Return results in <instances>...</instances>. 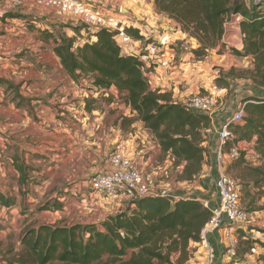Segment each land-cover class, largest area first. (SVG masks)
<instances>
[{
    "label": "trees",
    "instance_id": "obj_1",
    "mask_svg": "<svg viewBox=\"0 0 264 264\" xmlns=\"http://www.w3.org/2000/svg\"><path fill=\"white\" fill-rule=\"evenodd\" d=\"M244 4L245 0H154L158 14L175 21L183 33L199 43L193 52L197 58L217 50L225 23L233 15H241L244 18L241 23L243 48L234 53L250 60L252 67L240 71L238 77L264 90V11L250 12ZM128 33L141 39L136 29ZM43 34L54 39V53L77 85L85 89L83 83L87 82L93 90L119 92L118 99H123L130 107L132 119L143 123L163 155L170 156L175 166L182 168L183 182L192 183L202 175L211 126L208 116L194 113L173 103L167 95L152 90L139 60L123 53L114 35L106 30L95 34V42L82 46L76 44L75 38H54L49 31ZM234 73L232 69L227 75L230 78ZM0 83L13 87L2 78ZM104 99L108 103L117 100L114 96ZM244 105L246 117L243 124L237 126V141L253 143L260 164H249L246 151H242L229 171L242 173L239 185L250 193L251 186L264 188V99L248 97ZM13 166L21 181L28 179L30 167L23 160L14 159ZM257 201L251 202L249 214L264 210L254 207ZM0 205L10 209L15 201L0 192ZM128 207L99 224L43 225L28 229L22 236L21 252H13V256L4 261L8 264H186L192 256L191 243L200 241L201 232L212 216L196 199L149 197ZM40 208L56 212L62 211L64 204L55 201L53 206L47 203ZM238 241L236 258L232 259L237 263L251 255L256 245L264 249V241L247 236L243 230L239 231ZM175 256L179 258L175 260Z\"/></svg>",
    "mask_w": 264,
    "mask_h": 264
},
{
    "label": "crops",
    "instance_id": "obj_2",
    "mask_svg": "<svg viewBox=\"0 0 264 264\" xmlns=\"http://www.w3.org/2000/svg\"><path fill=\"white\" fill-rule=\"evenodd\" d=\"M87 1L114 11L119 8H121V12L122 9L126 10L127 12H125L127 14L124 15L134 21V29L141 28L145 22H150L153 26L167 29L173 41L188 44V47L190 46L192 51L199 47V43L183 33L180 26L175 21L156 12L154 0H129L127 9L122 8L123 5L117 7V3L114 2L118 0ZM1 5L0 32L2 31L3 34L0 36V52L2 51L3 53L0 54L4 58L0 57L2 61L0 62V78L15 80L16 86L18 87V96L24 100H32V108L35 110L38 117L40 116V118L45 121H52L50 123L54 125L53 131L55 135L53 136L51 134V142L48 143V145L58 148L62 145L66 147V149L64 150L65 153L61 156L44 154V152L49 149H44L46 146L42 141L45 136L43 129L31 123L30 117L25 110L22 108V110L15 109L14 104H11V102L7 100L8 98L4 93L3 86L0 85V158L3 157V162L0 161V179L7 178V175L12 173V171L18 174L13 166V160L21 159L26 165L38 169V177L44 174L46 175L47 181L42 182V187L36 190L35 196L48 197L50 195L49 191L56 190L57 187L61 189L60 186H62L64 182L82 180V178L84 179L85 177V173H91L89 175L93 176L95 174L109 172L111 167L107 163V157L110 152L120 140L132 139V141H134L133 148L135 151L145 153V160L142 161V170L144 173L155 179L159 189H163V184L165 187H169V181L163 180V177L168 174L166 170L163 169V161H160V157L163 156V153L157 141L154 139V136L144 128L141 122L131 124L130 128L122 126V120L125 118H132L130 108L123 103H108L106 100H103L102 96L95 93L87 82L83 83L85 89L77 85L66 74L60 59L55 55L53 50L54 42H49L51 44L47 46L43 44V38L41 37L43 34L40 33L39 35L38 31L43 32L44 30H48L54 35L57 29L68 23L67 19L54 10L38 7L32 3H27L21 8L16 9L18 11L7 9V12L2 11L5 8H2ZM244 5L246 10L251 12L250 0H245ZM1 12H3L4 15L1 14ZM37 19L45 22L44 28ZM158 23L160 24L158 25ZM28 32L35 37L34 40L28 37ZM74 33L75 31L72 30L68 38H73L72 35H75ZM240 43L241 48H243L242 42ZM23 48L29 50V59L20 58L19 61L16 60L13 63L7 61V52L14 53ZM185 57L186 60L190 58L189 56ZM219 57L222 59L220 60V65L225 69L223 70L224 72H226L228 68L231 69L236 67L237 64L235 65V62L237 61L231 59V57L225 54ZM244 61H246L247 64L251 63L250 60L245 59ZM7 62L9 63L7 64ZM209 63H215L214 55L209 57ZM9 68L11 70H8ZM194 68L195 66H187V72L183 77H179L178 81L180 88L179 90L177 89L175 94L170 98L173 100V103L178 104L174 100L177 101L178 98V100L182 102L186 96L197 94L200 90L202 84H199L202 78H200L197 73H194L198 71ZM18 69H22L20 73H18L19 78L16 77L15 79L8 76L11 75V73L12 76H16ZM154 80L156 88H160L165 94L169 92L170 85L167 80H163L162 72L154 75ZM202 83H204V81ZM184 84L186 86L183 90L181 88H184ZM43 102L56 105L62 113L58 114L54 109V111H52L50 107L41 106ZM77 103H79V106H77ZM39 109H41L40 112ZM65 114H67L66 119L61 118V116L63 117ZM14 117L19 118L18 123L13 120ZM75 121L85 123L84 129H87L91 135L90 137H83V141L87 146L83 152V149L80 150L79 153H81V157L75 156L76 150L73 145L76 143L75 138L81 131L80 128L73 124ZM16 132H19V136H10ZM78 145L82 146L80 144ZM14 146H16V148ZM248 153V160L259 165L260 163L255 157V152L250 151ZM40 154L43 155V158H39L38 156L34 157ZM250 155L252 156L251 159ZM209 156L212 165L209 168L205 166L201 179L192 183L184 182L181 185L185 187L184 184H186L188 187L196 190L201 188L204 191V195H201L211 200L213 204L214 195L211 187L213 185V180L211 177H213L215 172V159L214 155L211 154ZM5 157H9V159L7 160ZM47 158H49L50 161H48ZM76 161L86 163L87 167L83 173H76L73 169L71 170V167ZM48 162L57 163V165L52 167L49 171L47 170L48 167L44 166V164ZM167 163H172L169 158H167L164 165L166 166ZM201 180H203L204 186H201ZM77 187L78 186H74L70 193L74 197L81 199L80 208H83L82 212L86 214L85 211H91L94 208H101L104 206L102 202L98 201L102 199H98V197L90 193L88 182H84L83 185V188L86 189L85 192H80V190H77ZM65 192L68 193V190H65ZM2 194L7 197L4 192H2ZM52 194L53 199L56 198L58 201L65 200L64 197H60L57 193L52 192ZM6 213V208H4L0 215L5 217ZM56 213L58 212L56 211ZM250 232H254V230H250ZM261 235L264 236V234ZM190 248H194V245L191 244ZM258 250L259 249H257V252L255 250L253 254L248 255L241 263L232 261V259L227 256H222L223 251L220 250L221 254L218 253L217 260L219 264H264L262 261L258 260L259 254L264 256V249ZM177 259L178 257L175 258V260Z\"/></svg>",
    "mask_w": 264,
    "mask_h": 264
},
{
    "label": "built area",
    "instance_id": "obj_3",
    "mask_svg": "<svg viewBox=\"0 0 264 264\" xmlns=\"http://www.w3.org/2000/svg\"><path fill=\"white\" fill-rule=\"evenodd\" d=\"M0 1L3 7L9 10H16L27 3H32L38 7L54 10L76 23L85 24L93 29L95 34L100 30L112 33L122 52L139 60L143 71L147 73L151 89L160 94L164 91L155 87L154 75L162 72L163 80H167L170 85V92L175 94L180 88L179 75L187 72V66H195L196 69L200 67L198 64L203 62L198 63L201 61L200 58L196 59L189 51L191 48H188V44L173 41L167 29L153 26L150 22H145L141 28H136L141 39H135L128 33V30L134 29V21L125 16L121 8L114 11L87 0ZM250 2L251 12L264 11V0H250ZM243 20L244 18L237 14L225 23L221 44L226 48L233 47L239 50L232 44L231 39L235 38L238 32L242 42ZM92 40L94 41L95 38L93 37ZM185 56L190 58L186 60ZM204 83L197 94L186 96L181 105L194 113L208 116L211 120L205 147L210 155H214L217 172L213 182L215 187L213 204L211 200L200 194H173L164 184L163 189H159L155 179L142 170L145 153L135 151L132 139L120 140L107 157L110 171L95 174L89 182L90 193L98 199L107 198L114 201L122 198L129 201V205L149 197L196 199L203 203L212 212V216L201 232L200 241L194 243V249H197L194 258L186 264H219L217 255L221 254V251H223L222 256L236 258L239 238L237 232L246 231L253 221V217L242 207L239 184L229 173L230 167L240 159L242 152L241 148L233 143L235 136L232 126L245 119V105L235 111H229L223 102L226 91L214 83L209 86ZM94 91L104 98L114 96L117 99L114 102L122 103L118 99L120 94L116 89ZM216 115H221V128L216 126ZM201 249L204 250L203 253H200Z\"/></svg>",
    "mask_w": 264,
    "mask_h": 264
},
{
    "label": "rangeland",
    "instance_id": "obj_4",
    "mask_svg": "<svg viewBox=\"0 0 264 264\" xmlns=\"http://www.w3.org/2000/svg\"><path fill=\"white\" fill-rule=\"evenodd\" d=\"M128 2L129 0H122V1L118 0L117 2H114V3H117V7H119V5L120 6L123 5L122 8L127 9L129 5ZM1 7L3 8V5H1ZM2 11L7 12V9L6 10L4 9ZM122 13L127 14L123 9H122ZM1 14L4 15L3 12H1ZM66 19L68 23L64 25L63 27L61 26L59 29L56 30V32L54 33V38H61L62 36L68 37V35H71L72 30H75L79 32H77V34L74 33L75 35H72V36L73 38H75L76 44L78 46H82L83 44L88 43V42L90 43L95 42L92 40V38L95 37V33L93 32V29L89 28L85 24L76 23L70 18H66ZM38 22L43 28L45 27L44 21L38 20ZM44 31H48V30H44ZM40 33L43 34V32L38 31L39 35ZM2 34L3 32L1 31L0 36H2ZM28 37H30L33 40L35 39V37H33L30 33ZM41 37L43 38V44H45L46 46L51 44L54 40L53 38H47V36L44 34ZM231 40H232V44L237 46L239 50L242 49L241 43H240V34L238 32H237V36H235V38L233 37ZM188 48H190V46ZM237 50L238 49L233 48V47H230L228 49L226 48V46L220 44L217 50L209 51L205 57L200 58L201 61H198V63L202 61L203 62L201 64H198L200 67L196 68V70H198L197 72H194V73H197L200 78H202L200 81L201 83L199 85H201L202 82L205 80L204 84H207V86H209L211 83H214L219 88L226 91L224 93L225 98L223 99V102H225L224 105H227V108L229 111H235L239 109L240 107L244 106V100L248 97L264 99V90L257 88L249 80H242L238 77L240 75V71L248 70L252 66H251V63L247 64V62L244 61L245 60L244 58H240L234 53V51H237ZM189 51H191L192 53L194 52L191 49ZM28 52L29 50L27 48H23L22 50L14 52V53L7 52V61H9L10 63L11 62L13 63L16 60L19 61L20 58L29 59L30 54H28ZM0 53H3V52L1 51ZM224 54L227 55L228 57H231V59L237 61L235 62V65L237 64L236 67H233L231 69L228 68L226 72L223 71L225 69L222 68V65H220L221 64L220 60L222 59H220L219 57L222 55L224 56ZM212 55L215 56V63L210 64L209 57ZM0 57L4 58L1 54H0ZM196 59H199V58L196 57ZM0 62L2 61L0 60ZM9 62H7V64ZM232 69H235V73L232 77L229 78L227 74ZM8 70H11V69L9 68ZM21 70L22 69H18V71L16 72L17 73L16 76H12V73L11 75H8V76H10V78H15V79L16 77L19 78L18 73H20ZM183 76L184 74L179 75V77H183ZM8 81L12 83L13 87H9L8 85H5V84L3 85L0 83V85L3 86L4 93L6 94L8 98L7 100L11 102V104H14L16 110H22V109L25 110L30 117L31 123L35 124L38 127H41L44 131L45 136L42 139L43 144H45L46 146V148L44 147V149H49V150H46L44 154H47V155L50 154L51 156L63 155L65 153L64 150L66 149V147H63L61 145L58 148L56 146L50 147L48 145V143L51 142L50 140L51 134L53 136L55 135L53 131L54 125L50 123L52 121L51 120L45 121L44 119H41L40 116L38 117L37 113H35V110H33L32 108V100H24L20 98L18 96V87L16 86L15 80L13 81L12 79H9ZM185 86L186 85L184 84V88L182 87L181 89L184 90ZM163 95H167L168 97L171 98V96L174 95V93H171L169 90L167 94L163 93ZM102 99L105 100L103 97ZM174 101L180 105L184 103V102H180L178 98H177V101L176 100ZM120 102L123 103V99H121ZM77 104H78L77 106H79V103ZM41 106L47 107V108L50 107L52 111L55 110L57 111L58 114L62 113L56 105H50V104L43 102ZM40 111L41 109H39V112ZM66 117H67V114H65L63 117L61 116V118H64V119H66ZM132 118H133V115H132ZM132 118H125L124 120H122V126L125 128L126 127L130 128L131 124L139 122L136 119H132ZM215 119H216V126L218 128H221L222 126L221 115H216ZM13 120L17 123L19 122V118L14 117ZM73 124L81 129L80 133L75 138L76 143L73 142L74 148L76 150L75 156L81 157L82 155L81 153H79L80 150L83 149L82 150L83 152L87 146V144L83 141V137L84 136L90 137L91 135L87 129H84L85 123H82L80 121H75L73 122ZM239 124H243V122ZM239 124H235L232 127V131L235 136V140L233 143L237 145L238 147H240L242 151H246L248 155L249 154L248 152L254 151L253 143H249L247 141H237L238 140L237 126ZM10 136H19V132L11 134ZM78 144L82 146H79ZM14 147L16 148V146ZM209 155L210 154L207 151L206 166L208 168L211 167L212 165L211 158ZM36 156H38L39 158H43L42 154L35 155L34 157ZM5 158H7V160L9 159V157H5ZM167 158H169L172 163L171 164L167 163V165L165 166L164 163L167 161ZM251 158L252 156L250 155V159ZM47 160L50 161L49 158H47ZM246 160L249 164L257 166L256 163L254 162L252 163L251 161L248 160V158ZM0 161L3 162V157L0 158ZM160 161H163V169H165L166 172L168 173L167 176L163 177V180L169 181L168 188L172 191L173 194H197V195L202 194L204 195L203 194L204 191L201 188L196 190L194 188L192 189L191 187H188V185L186 184H184L185 187L181 185L182 183H184L180 178L181 173H182V168L176 167L174 164V160L170 156L165 157L163 155L160 157ZM55 165H57V163L48 162L44 164L45 167H48L47 170L49 171ZM29 167H30L29 177L25 181H21V179L19 178L20 174L18 175L14 171H12V173H9L7 175V178L0 179V192L1 193L4 192L7 197H10L15 201V206H13L10 209L0 205V213L2 212L4 208H6V212H7L5 217L3 215H0V264H8L7 261H4V258L5 260H7V257L13 256V252L14 254H18L19 252H21L22 236L25 233V231H27L28 229H38L40 228V226H43V225L72 226L76 224H99V222L107 219L109 216L116 215L120 213L121 211L129 208L128 207L129 201L126 202L122 198H118L117 200H114V201L110 199L108 200L107 198H101L102 200H98V201L102 202L104 206H102L101 208L100 207L94 208L91 211L90 210L85 211L86 214L82 212L83 208H80L81 199H78V197H74L73 195H71L70 192L72 188H74V186H78L77 190H80V192L86 191V189L83 188L84 182H88V185H89V182L92 176L89 175L91 173L89 174L85 173L84 179L82 178V180L64 182L63 185L60 186L61 189H58L57 187L56 190L49 191L50 195L53 192V193H57L60 197L62 196L65 198L64 201H59L64 204V209L62 211L61 210L57 211L58 213H56L52 209L42 211L40 207H43L47 203L53 206V202L58 201V200L56 198L53 199V194L51 196L48 194L49 195L48 197L47 196H43V197L35 196L36 190L42 187V182L47 181V178L45 174L43 176L38 177L37 176V173H39L38 169L32 166H29ZM86 167H87L86 163L76 161L74 165L71 167V170L73 169V171L76 173H83ZM229 173L239 184V180L242 179L241 177L239 178V176H241L242 173H239L237 170H234L231 172L229 171ZM201 176L197 180H200ZM216 177H217V172L215 171L213 177H211L213 182ZM201 186H204L203 180H201ZM211 187H212L213 195H214V192H215L214 183ZM239 189L242 195V202H241L242 207L246 211L249 208H251V202L253 201V199H255V201L258 200L256 204L254 205V207L264 208V188L256 189L255 187L251 186L248 189V192L250 193H247V190L243 185L242 186L239 185ZM65 190H68V193H66ZM250 215L253 217V221L245 231L247 233V236L264 241V236L261 235V234H264V210L256 212V213H252V214L250 213ZM250 230H254V232H250ZM237 236L239 237V231L237 232ZM191 244L194 245V243H191ZM255 249L257 252V249H259L258 251H260L262 248L256 245ZM196 250L197 249L190 248V251L192 254L191 258H194V253L196 252ZM10 251H12V253H9ZM203 252L204 250L201 249L200 253H203ZM176 257L179 258V256H175L174 259ZM258 260L264 263V256L259 254Z\"/></svg>",
    "mask_w": 264,
    "mask_h": 264
},
{
    "label": "water",
    "instance_id": "obj_5",
    "mask_svg": "<svg viewBox=\"0 0 264 264\" xmlns=\"http://www.w3.org/2000/svg\"><path fill=\"white\" fill-rule=\"evenodd\" d=\"M124 11H126V10H124ZM127 12V11H126Z\"/></svg>",
    "mask_w": 264,
    "mask_h": 264
}]
</instances>
